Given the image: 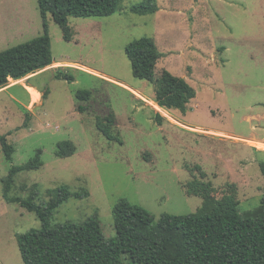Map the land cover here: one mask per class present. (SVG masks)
<instances>
[{
	"label": "rangeland",
	"instance_id": "rangeland-1",
	"mask_svg": "<svg viewBox=\"0 0 264 264\" xmlns=\"http://www.w3.org/2000/svg\"><path fill=\"white\" fill-rule=\"evenodd\" d=\"M141 1L122 0L108 16H69V41L47 14L55 62L9 78L0 88V135L14 147L8 161L0 145V264H23L16 234L41 226L34 212L3 194L11 166L38 153L43 165L19 171L7 195L26 198L34 192V201L41 202L49 199L47 189L62 184L71 191L87 189V196L62 203L49 222L79 223L96 215L105 238L115 236L112 210L120 198L155 220L163 213L195 212L203 202L192 190L198 182L209 181L216 199L234 193L241 213L260 203L264 0H151L156 12H131L130 5ZM42 33L37 0H0V51ZM144 36L161 53L152 82L132 75L124 52L126 44ZM163 70L195 89L185 113L154 102ZM27 86L36 89L37 100ZM80 89L91 91L88 100L77 98ZM106 115L114 117L112 130L122 143L97 129L96 117ZM64 140L75 151L60 157L57 145ZM122 260L132 264L125 255Z\"/></svg>",
	"mask_w": 264,
	"mask_h": 264
},
{
	"label": "trees",
	"instance_id": "trees-1",
	"mask_svg": "<svg viewBox=\"0 0 264 264\" xmlns=\"http://www.w3.org/2000/svg\"><path fill=\"white\" fill-rule=\"evenodd\" d=\"M122 0H37L43 33L25 42L0 51V88L9 78L21 79L51 65L54 61L47 24V14L62 31L67 41L72 38L69 16H108L116 13ZM131 12L147 14L159 7L144 0L129 7ZM124 52L132 75L154 81V69L161 53L151 37H140L125 45ZM73 80L71 74H64ZM91 91L80 89L76 96L88 100ZM196 95L183 77L163 70L157 83L154 102L164 109L185 113ZM46 94H43V97ZM78 110L85 107L78 106ZM162 116L156 113L155 120ZM114 117H96L97 129L108 140L122 143L113 133ZM0 145L6 160H12L14 147L6 135H0ZM71 140L58 143L56 154L67 157L74 153ZM43 165L39 153L21 165H13L4 181V198L18 202L40 220L39 228L16 234L23 264H123L125 255L132 264H264V193L258 206L241 213L234 193L212 196L209 181L192 187L203 198L202 205L189 214L163 213L158 220L140 205L120 198L113 207L115 236L105 238L99 219L92 216L82 222L64 221L51 225L53 212L69 197H85L88 190L71 191L62 184L47 189L49 199L35 202L36 193L26 198L9 197L14 176L21 170L38 169ZM264 179V160L259 163ZM204 175V174H203Z\"/></svg>",
	"mask_w": 264,
	"mask_h": 264
},
{
	"label": "bare ground",
	"instance_id": "bare-ground-1",
	"mask_svg": "<svg viewBox=\"0 0 264 264\" xmlns=\"http://www.w3.org/2000/svg\"><path fill=\"white\" fill-rule=\"evenodd\" d=\"M54 65H56V63H54ZM113 81H114V80H113ZM27 89L29 90V92H30L32 98H33L34 100H37L39 96H38V94H37V92H36V89H35L33 86H27ZM137 94H138V93H137ZM246 140L249 141V139H246Z\"/></svg>",
	"mask_w": 264,
	"mask_h": 264
},
{
	"label": "crops",
	"instance_id": "crops-1",
	"mask_svg": "<svg viewBox=\"0 0 264 264\" xmlns=\"http://www.w3.org/2000/svg\"><path fill=\"white\" fill-rule=\"evenodd\" d=\"M55 62V61H54ZM58 62H60V61H58ZM198 130H201V131H205V130H203V129H199V128H197ZM223 135H226V136H230V137H233V138H236V139H239V140H243V139H247V138H242V137H240V136H236V135H231V134H223ZM250 140V139H249ZM254 141V140H253Z\"/></svg>",
	"mask_w": 264,
	"mask_h": 264
},
{
	"label": "water",
	"instance_id": "water-1",
	"mask_svg": "<svg viewBox=\"0 0 264 264\" xmlns=\"http://www.w3.org/2000/svg\"><path fill=\"white\" fill-rule=\"evenodd\" d=\"M263 105H264V103H262ZM37 107V105H35V107L34 108H36Z\"/></svg>",
	"mask_w": 264,
	"mask_h": 264
}]
</instances>
